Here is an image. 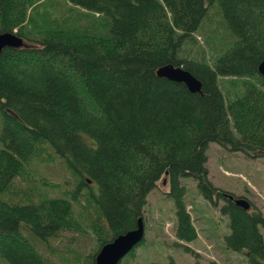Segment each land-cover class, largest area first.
<instances>
[{"label":"trees","instance_id":"16d2710c","mask_svg":"<svg viewBox=\"0 0 264 264\" xmlns=\"http://www.w3.org/2000/svg\"><path fill=\"white\" fill-rule=\"evenodd\" d=\"M39 4L0 0V32L24 40L0 51V264H57L40 245L54 251L50 242L64 233L82 243L60 263L94 264L105 243L136 227L163 180L175 244L192 251L182 243L197 237L188 177L206 201L222 202L226 247L264 264L262 211L243 196L250 207L237 205L240 195L215 186L206 166L210 142L264 156V0H63L59 15ZM209 9L232 37L215 53L196 48V31H214L204 27ZM85 17L103 19L106 33L91 30V21L84 27ZM168 62L199 79L202 93L158 76ZM38 154L59 158L72 186L57 196L27 194L30 202L6 199ZM90 233L96 244L86 252Z\"/></svg>","mask_w":264,"mask_h":264},{"label":"rangeland","instance_id":"374dc122","mask_svg":"<svg viewBox=\"0 0 264 264\" xmlns=\"http://www.w3.org/2000/svg\"><path fill=\"white\" fill-rule=\"evenodd\" d=\"M40 4H47L51 13L60 14L64 6L63 0H39ZM62 1V2H61ZM65 2V1H64ZM61 3V4H60ZM47 5H42L43 12L48 11ZM67 12V11H66ZM213 13H216L212 10ZM211 12V13H212ZM81 13V12H78ZM72 15V13L70 14ZM217 16V15H215ZM79 14H77V18ZM85 17L83 25L91 21V30H96L102 34L106 33V23L103 19ZM209 18H212L210 22ZM36 17L34 21H37ZM33 21V22H34ZM33 27V23H32ZM204 27L214 30L211 34L203 35L196 31L198 47H207V52L211 49L218 50L221 45L232 42L226 26L218 21V18L209 14L204 21ZM205 29V30H206ZM203 30V28H202ZM207 32H210L207 30ZM216 45H212V42ZM219 41V44L217 43ZM190 51V47H187ZM196 52V50L194 51ZM49 152V151H48ZM209 178L213 184L236 196L240 195L252 202L264 215V156H251L240 151L227 150L222 145L210 142L206 149ZM42 155H37L36 160L32 157L31 162L25 166L23 174L13 180V185L9 190L6 199L13 202L22 200L30 202L27 194H45L48 196L61 195V190L72 186L74 181L69 170L64 163L57 157L48 161ZM182 182L186 185V201L188 210L191 213L193 224L197 230L195 240L183 244L189 246L192 251L186 250L183 245H176L178 241L175 236L176 217L173 200L165 194L169 190L167 184H159L147 196V204L144 207V242L135 246L134 255L128 254L123 257L121 264H146L149 262L166 263L174 261L175 264H249L245 255L238 251L230 250L226 247L224 236L229 232L228 217L220 212L219 206H213L199 194L195 180L183 178ZM55 184L57 187H51ZM22 194V195H21ZM76 216L80 219L77 206L74 205ZM64 240L51 241L50 245L54 251L47 250L40 245V249L45 255L57 264L62 261V256L68 259L74 255L82 243V238H76L72 233H64ZM76 238L69 249H64L66 242L70 238ZM86 252L93 250L96 241L90 233L88 241H85ZM66 247V246H65ZM63 253V255H59Z\"/></svg>","mask_w":264,"mask_h":264},{"label":"water","instance_id":"95a60500","mask_svg":"<svg viewBox=\"0 0 264 264\" xmlns=\"http://www.w3.org/2000/svg\"><path fill=\"white\" fill-rule=\"evenodd\" d=\"M24 43L21 36L11 31L0 32V51L5 46L18 47ZM258 72L264 75V59L258 64ZM157 75L175 82H182L192 93H202V82L181 66H174L168 62L157 69ZM163 180V184H165ZM233 198V196H231ZM235 203L244 209L250 207L249 202L243 197H235ZM144 238V222L140 217L135 228L117 235L105 243L97 252L94 264H120L124 256L135 248Z\"/></svg>","mask_w":264,"mask_h":264}]
</instances>
